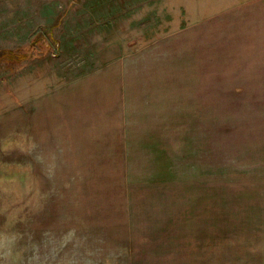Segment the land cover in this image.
<instances>
[{"label": "rangeland", "instance_id": "1", "mask_svg": "<svg viewBox=\"0 0 264 264\" xmlns=\"http://www.w3.org/2000/svg\"><path fill=\"white\" fill-rule=\"evenodd\" d=\"M0 264H264V0H0Z\"/></svg>", "mask_w": 264, "mask_h": 264}]
</instances>
